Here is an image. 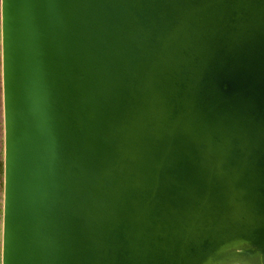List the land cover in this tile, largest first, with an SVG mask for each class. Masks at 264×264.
Listing matches in <instances>:
<instances>
[{"label":"water","instance_id":"95a60500","mask_svg":"<svg viewBox=\"0 0 264 264\" xmlns=\"http://www.w3.org/2000/svg\"><path fill=\"white\" fill-rule=\"evenodd\" d=\"M1 17L2 264H260L264 0Z\"/></svg>","mask_w":264,"mask_h":264},{"label":"bare ground","instance_id":"6f19581e","mask_svg":"<svg viewBox=\"0 0 264 264\" xmlns=\"http://www.w3.org/2000/svg\"><path fill=\"white\" fill-rule=\"evenodd\" d=\"M2 28V17L0 19V31ZM0 43H1V52H0V137L2 138V154H0V163L5 160V115H4V85H3V53H2V32H0ZM232 47L229 46V42L226 43V46L222 49V53L224 55V59H227V57L232 55L233 53ZM229 56V57H230ZM208 101V100H207ZM205 100V103H207ZM212 153L211 152H205L204 154V162H205V170H209L207 167L209 166V161L211 158ZM4 166V164H3ZM207 166V167H206ZM4 167H0V251H2L3 248V242H2V233H3V204H4ZM2 260V257H1ZM259 261L260 264H264V253H259ZM2 264V261H1ZM233 264H250L247 261H236Z\"/></svg>","mask_w":264,"mask_h":264},{"label":"rangeland","instance_id":"374dc122","mask_svg":"<svg viewBox=\"0 0 264 264\" xmlns=\"http://www.w3.org/2000/svg\"><path fill=\"white\" fill-rule=\"evenodd\" d=\"M0 19H1V0H0ZM1 32V31H0ZM0 37H1V35H0ZM1 42V41H0ZM0 47H1V43H0ZM0 52H1V49H0ZM0 108H1V104H0ZM1 111V110H0ZM0 115H1V113H0ZM0 125H1V122H0ZM2 138L0 137V154H2V150H1V148H2ZM3 164H4V161H2V163H0V167H4L3 166ZM4 171V170H3ZM3 219V218H2ZM1 257H2V251H0V264H1Z\"/></svg>","mask_w":264,"mask_h":264}]
</instances>
